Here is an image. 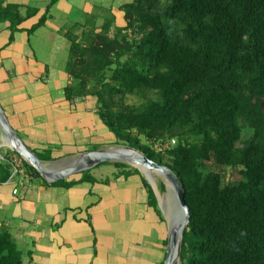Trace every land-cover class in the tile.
Returning <instances> with one entry per match:
<instances>
[{
    "label": "trees",
    "instance_id": "trees-1",
    "mask_svg": "<svg viewBox=\"0 0 264 264\" xmlns=\"http://www.w3.org/2000/svg\"><path fill=\"white\" fill-rule=\"evenodd\" d=\"M122 10L125 26L109 18L100 31L66 33V98L95 97L116 145L139 149L178 175L190 211L181 264H264V0H133ZM28 16L22 5L0 0L10 40ZM129 96L140 102L130 104ZM243 126L251 130L245 140ZM172 139L176 144L165 152L151 146ZM209 161L240 167V180L226 182L207 168ZM113 164L121 169L116 176L142 177L148 205L163 220L140 170ZM11 166H0V182ZM91 171L52 185L98 182ZM22 262L11 234L0 230V264Z\"/></svg>",
    "mask_w": 264,
    "mask_h": 264
},
{
    "label": "crops",
    "instance_id": "crops-1",
    "mask_svg": "<svg viewBox=\"0 0 264 264\" xmlns=\"http://www.w3.org/2000/svg\"><path fill=\"white\" fill-rule=\"evenodd\" d=\"M98 1L102 2L101 5ZM131 1L114 0L109 15L105 16L104 0H6V3L22 5V12L26 14L28 10L29 16L13 34V40H10L9 22L0 24V104L14 130L51 169L68 166L85 151L115 145L116 138L112 132L105 131L107 127L97 114L95 97H86L78 102L66 98L64 89L71 82L66 64H56L47 57L39 58L36 53L35 58H31L24 53L23 45H30V37L38 34L58 42L61 47L70 48L66 35L70 31L81 35L82 31L94 26L100 31L109 18L114 26H125L127 21L122 6ZM60 6L65 12L63 17L73 20L66 23L72 25L70 29L61 30L52 22L56 20L58 14L55 11ZM41 18L45 22L31 31ZM20 158L7 144L0 127V166ZM23 166L26 169L24 184L18 185L19 177L12 176V166L9 177L0 182V230H7L18 248L25 245L26 256L22 255V264H91V259L98 254L91 249L82 251L87 244L82 237L86 238V228L93 230L94 219L99 221L104 217L99 208L103 192L79 189L83 183L69 188L52 185V182L30 171L25 162ZM99 173L106 172H100V168L91 171L101 186L111 183L104 182ZM132 177L137 178L135 186L130 188L137 198V201L133 198L131 203L133 212L137 214L133 223L141 221V224H146L153 214L156 227L164 224V217L161 220L156 210L148 205V195L140 175L126 177L121 174L108 187H123ZM80 178L81 173H75L66 181ZM16 186L18 193L14 194ZM60 188L72 190V200L76 204H61L59 195L54 192ZM86 194L90 196L86 198ZM120 215L125 217L124 208L118 210ZM80 229L82 237L79 236ZM141 232L145 234L144 230ZM96 241L93 238V243ZM142 246L138 240L132 247L126 243L117 253L125 251L123 254L128 257L115 258V264H138L145 258Z\"/></svg>",
    "mask_w": 264,
    "mask_h": 264
},
{
    "label": "rangeland",
    "instance_id": "rangeland-1",
    "mask_svg": "<svg viewBox=\"0 0 264 264\" xmlns=\"http://www.w3.org/2000/svg\"><path fill=\"white\" fill-rule=\"evenodd\" d=\"M105 1V16H108L110 13V5L114 3V0H104ZM99 2V1H98ZM62 4V2H60ZM100 5L102 2H99ZM59 4V3H57ZM54 11V10H53ZM58 16L56 20H52V22L59 26L61 30L63 29H70L72 25H68L66 23L72 22L73 20H67L64 16L63 8L60 6L57 11H55ZM72 30V29H71ZM66 36V35H65ZM38 34L31 36L30 45H23V51L25 54H28L31 58H35V54L39 57H47L52 59L56 64H66L68 57H69V47L63 46L61 47L60 44L56 41L48 40L44 37H39ZM65 41L67 39L64 37ZM21 41V38H19ZM66 68V66H65ZM127 102L130 104H136L140 102V100L135 96H129L127 98ZM264 106V103H263ZM243 135L242 139H247L250 134L251 130L247 127L243 126ZM105 131H109L108 128ZM110 132V131H109ZM142 141L145 142L144 138ZM241 145V143H238ZM117 146H124V145H109L106 148H114ZM105 149V148H104ZM19 154V153H18ZM20 155V154H19ZM22 156V155H20ZM26 161V160H25ZM113 162H107L98 166L91 168L94 170L96 168H100V172H106L105 174L99 173L100 177H102L104 182H114L116 180V174L121 170L120 168L116 167ZM72 163V162H71ZM28 164V163H27ZM29 166L33 167L32 165L28 164ZM70 165V164H69ZM133 168H137L135 166L130 165ZM104 168L105 170L101 169ZM207 168L209 170L220 172L224 175L226 182H236L240 180L241 173L240 167H226V166H219L214 163V161H209L207 164ZM139 169V168H137ZM140 170V169H139ZM141 175L147 180V176H149L150 172L153 171H141ZM154 183L149 184L154 189L157 197L159 199L160 204L158 206L161 210V213L164 217V224H160L156 227V222L154 215H150V219L146 224H141L142 222L139 221L138 223H133L137 214L133 212L132 209V200L133 198L137 201V198L133 195V191L130 190L131 186L134 185L137 178H131L127 180L128 183L123 187H108V185H112L108 183L107 185L101 186L99 182H83L79 189H86L87 191L97 192L102 196V201L99 203V208L103 211L104 217L103 219L93 221V230L91 228H86L85 234L86 238L82 237L81 232L79 230V236L82 237V240H86L87 244L82 247L83 252H88L91 250L97 251L98 257H94L91 259V264H115V258H122L126 259L128 256L123 254L124 252L118 249H121L128 243L129 247H132V244L135 243L136 240L141 241L143 252L145 255L144 260H141L138 264H164L166 258V232L168 234L169 228L171 226L172 219L170 216V212L173 210V197L170 194L168 187L169 184L166 182L165 178L157 172H153ZM133 176V175H132ZM75 178V177H74ZM44 179V177H41ZM165 185V189H161L162 185ZM135 186V185H134ZM170 188V187H169ZM57 195H59V199L61 204L70 206L71 204H76V201L72 200L73 194L72 190H67L64 188L56 189L54 191ZM63 195V196H61ZM90 194H86V198H88ZM141 196V195H140ZM142 196L145 195L142 193ZM95 201L97 200L96 197ZM65 201V203H62ZM163 203V204H162ZM124 208L125 217L123 215L118 216V210ZM162 208V209H161ZM164 225L166 226L167 230L165 229ZM141 230L145 231V234L141 232ZM93 238H96V243H93ZM108 242V245H106ZM103 245V246H102ZM22 255L25 254L26 256V247L25 245L19 248ZM98 258H101L100 261ZM108 259V262H107ZM127 263V262H126ZM180 263V262H179ZM181 264V263H180Z\"/></svg>",
    "mask_w": 264,
    "mask_h": 264
},
{
    "label": "water",
    "instance_id": "water-1",
    "mask_svg": "<svg viewBox=\"0 0 264 264\" xmlns=\"http://www.w3.org/2000/svg\"><path fill=\"white\" fill-rule=\"evenodd\" d=\"M0 127L5 133L7 144L15 152L22 155L23 159L26 160L28 164L32 165L40 173V175L49 182L67 179L75 173H79L86 169H91L97 165L111 161L127 163L139 168L143 172L140 167L136 166V163H141L149 169L155 170L162 175L166 182L171 186L170 194L173 197L174 207L170 212V216L173 222L177 223L176 227L170 226L169 228L164 264H179L181 240L183 238L184 229L190 221V211L185 199L184 185L180 181L178 175L170 167L150 159L146 153L139 149L127 146H117L114 148L85 151L79 154L70 165L59 169H51L42 163L38 155L30 149V147L14 130L1 104ZM152 173L150 172L149 176L146 175L150 184L154 183ZM157 200L160 204L158 197Z\"/></svg>",
    "mask_w": 264,
    "mask_h": 264
},
{
    "label": "built area",
    "instance_id": "built-area-1",
    "mask_svg": "<svg viewBox=\"0 0 264 264\" xmlns=\"http://www.w3.org/2000/svg\"><path fill=\"white\" fill-rule=\"evenodd\" d=\"M79 100L76 99V102ZM152 148L158 152H165L166 150L172 148L176 144V140L172 139L170 142H152ZM12 165V176L19 177L18 178V185L24 184V177L26 175V169L24 168V159H15L11 162ZM18 193L17 186L14 188V194Z\"/></svg>",
    "mask_w": 264,
    "mask_h": 264
},
{
    "label": "bare ground",
    "instance_id": "bare-ground-1",
    "mask_svg": "<svg viewBox=\"0 0 264 264\" xmlns=\"http://www.w3.org/2000/svg\"><path fill=\"white\" fill-rule=\"evenodd\" d=\"M136 166H138V167H140L143 171H153V172H156L155 170H151V169H149L147 166H145V165H143V164H141V163H136ZM158 173V172H157ZM169 184V183H168ZM170 187V188H169ZM169 187H168V190H169V192H170V190H171V186H170V184H169ZM163 204V203H162ZM162 209V208H161ZM172 222H173V220H172ZM177 226V223H175V222H173L172 224H171V227H176ZM176 253V252H175ZM180 262V261H179ZM180 264V263H179Z\"/></svg>",
    "mask_w": 264,
    "mask_h": 264
},
{
    "label": "clouds",
    "instance_id": "clouds-1",
    "mask_svg": "<svg viewBox=\"0 0 264 264\" xmlns=\"http://www.w3.org/2000/svg\"><path fill=\"white\" fill-rule=\"evenodd\" d=\"M22 157V156H21ZM23 158V157H22ZM24 162H26L25 160H24ZM27 163V162H26ZM53 183V182H52Z\"/></svg>",
    "mask_w": 264,
    "mask_h": 264
}]
</instances>
